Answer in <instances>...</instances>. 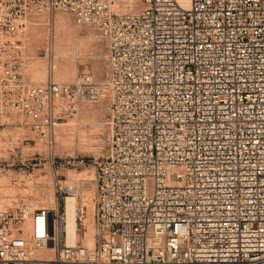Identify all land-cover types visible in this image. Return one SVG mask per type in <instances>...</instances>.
I'll return each mask as SVG.
<instances>
[{"label":"built area","instance_id":"built-area-1","mask_svg":"<svg viewBox=\"0 0 264 264\" xmlns=\"http://www.w3.org/2000/svg\"><path fill=\"white\" fill-rule=\"evenodd\" d=\"M119 3L0 0V128L19 116L50 150L62 118L108 95L92 245L67 241L65 197L78 186L57 179L55 211L0 194V264H264V0ZM43 11L97 30L103 81L87 71L28 80L15 36ZM36 158L0 154V178L23 180ZM82 161L47 163L57 172ZM84 210L77 199L78 231Z\"/></svg>","mask_w":264,"mask_h":264},{"label":"rangeland","instance_id":"rangeland-1","mask_svg":"<svg viewBox=\"0 0 264 264\" xmlns=\"http://www.w3.org/2000/svg\"><path fill=\"white\" fill-rule=\"evenodd\" d=\"M63 16L66 17H64L63 19L62 18ZM57 24L60 25V28L62 26L64 27V28L62 27L61 30L59 28L58 32L61 31V33L63 32L64 35L66 33V36L69 37V38L67 37V39L69 40L71 38L70 39L71 42L73 40L74 41L83 40L85 43L89 45V46L87 45V49L85 48L84 51L85 53L84 52L81 53V51H83L84 49L79 51L78 49L76 48L74 49L73 47L72 50V47L70 45L68 46L70 51L67 52L70 54L69 57L67 56L66 59L68 61L70 60L69 64L71 65H69L68 63L67 64L68 67L72 66V68L69 69L68 77L65 79L57 76L52 70L53 68L50 65L52 64L53 56L49 57V55L51 56V54L55 52L54 50H51V45L52 47L55 46L54 39L56 34H58V32L56 33V30L58 29ZM35 27L36 29H34ZM72 27L76 29L78 32L72 29ZM29 28L34 29L33 31L36 30L35 33L40 31L41 36L38 38H34L35 34H33L34 32ZM86 30L89 31L87 32L91 34L92 37L88 36L87 34H84ZM72 33L74 34L77 33L75 35L76 38ZM70 35H72V37ZM15 37L18 38V43H20L22 50V70L27 76L28 80L31 82H42L48 76H51L54 80L57 81L59 79V82L61 81L70 82L78 73L83 71H87L88 73H90L94 78V80L96 81H103L104 79L106 72L105 47L102 41L99 40L100 38L98 36L97 30L92 25L77 23L74 20L72 14L69 12L43 11L39 13H30L25 18L24 25L18 31ZM37 39H38V43L36 44ZM78 54L80 56H78ZM94 59L99 60L102 65L103 70L100 75H93V73L90 70L91 66L89 65H91V62ZM107 96H108L107 91L103 90L102 101L96 103H80L77 106L78 109L76 108V112L62 118L59 124L56 126L53 146L51 147L50 150L44 143L36 141V138L32 135L30 130L23 126V121H21L19 116H12L10 118V120L14 122V125L8 126L3 129L0 128V154L6 156L9 151L16 150L20 152L21 150L25 154L33 153L34 156L37 157L36 160L39 161V163L34 165L33 171L28 177H23V180H20L15 184H12L10 182L7 175L1 176L0 194L3 198V202L9 203L12 200H14V198L17 197L22 199V201L29 204L31 207H35L39 205L45 208L52 209V207L55 205V201H56V205L58 204L59 207H61L62 204L61 196L65 195V193L58 194L56 192V187L54 183L56 182L57 179H61L62 180L60 181L61 183H63L64 179L67 182L76 183L78 186L76 192L77 199H80L84 205L85 216H87V214L89 215L90 213H91L90 215L92 216V220L89 228L87 227V225L85 226L83 224V228L78 231L79 237L76 239V240H83V242L86 244H88L90 238L93 239L92 232L94 229L93 199L95 192V184H94L95 170L92 160L93 157L95 156L100 157V155L103 153L106 147ZM83 104L86 105L92 104L94 106L99 105L98 107L96 106V108L99 109L101 108L100 116H98L97 118L92 117L93 119L89 118L91 116H88L87 114H83L82 116V114L79 112V108ZM94 119L96 121H94ZM52 156L54 161H58L60 160V158H63L64 156L74 158L75 161L81 158L83 161L78 165H75L74 167L63 168V169H59L57 172H53L50 170L47 163ZM84 177L86 178L92 177V179L90 180L91 183L88 182V179L84 180L83 179ZM87 191L89 192L86 193ZM89 203L91 204L92 208L90 207ZM52 204L54 205L52 206ZM55 209L56 207L53 208L54 211ZM42 250H39L41 253L38 251L39 253L37 252V255H41L42 257H45L44 255L46 254L48 255L49 253L50 256L52 255L51 249L49 250L42 249ZM47 250L49 251V253L47 252ZM44 251H46L45 252L46 254L44 253ZM50 256L48 255V257ZM65 264H74V263H65Z\"/></svg>","mask_w":264,"mask_h":264},{"label":"bare ground","instance_id":"bare-ground-1","mask_svg":"<svg viewBox=\"0 0 264 264\" xmlns=\"http://www.w3.org/2000/svg\"><path fill=\"white\" fill-rule=\"evenodd\" d=\"M132 3H136V4H138V0H120V3H119V5H118V7H117V9L118 10H121V9H123L126 5H128V4H132ZM65 14V13H64ZM32 15V14H31ZM64 17H66V16H63L62 18L64 19ZM38 18V17H37ZM37 18H36V20H37ZM71 18V17H70ZM42 19V18H41ZM44 19V18H43ZM61 20V19H60ZM68 20V19H67ZM56 21V20H55ZM47 22V21H46ZM60 23V22H59ZM67 23V22H66ZM41 25H43V24H41ZM58 25V24H57ZM32 26V25H31ZM62 26V25H61ZM69 26V25H68ZM33 27V26H32ZM44 27H46V26H44ZM54 27V26H53ZM63 27V26H62ZM61 27V28H62ZM66 27V26H65ZM58 29L56 30V33L58 32V30H59V28H60V25H58V27H57ZM61 28H60V30H61ZM64 28V27H63ZM30 29V28H29ZM34 29H36V27L34 28ZM34 29H30V30H34ZM72 29H74L73 27H72ZM88 29V28H87ZM29 30V31H30ZM38 30V29H37ZM66 30V29H65ZM74 30H76V29H74ZM36 31V30H35ZM35 31H33L34 33L33 34H35V37L34 38H38V37H40L41 36V32L39 31V32H36L35 33ZM73 31V30H72ZM77 31V30H76ZM88 30H86V32H87ZM68 32V31H67ZM78 32V31H77ZM84 33V34H87L88 36H91V34H89L88 32L87 33ZM30 33V32H29ZM44 33V32H43ZM92 33V32H91ZM74 36L77 34H74V33H72ZM30 35H32V34H30ZM69 35V34H68ZM71 37H72V35H70ZM67 37L68 36H66V33H65V35L63 34V32L61 33V31L60 32H58V34H56V36H55V46H53L52 47V45H51V50H54L55 52H53V54H51V56L49 55V57H52L53 56V58H52V64H50L51 65V67L53 68L52 70L54 71V73L57 75V76H59L60 78L62 77L63 79H65V78H67L68 77V71H69V69H71L72 68V66L71 67H68V64L70 63L66 58H67V56L69 57V54L70 53H68L70 50H69V45L72 47V50H73V47H74V49L76 48V49H78L79 51H81L82 49H84L83 51H81V53L82 52H84L85 51V48L87 49V43H85L83 40H77V41H70V39L68 40L67 39ZM77 37H78V35H77ZM92 37V36H91ZM33 38V39H34ZM69 38V37H68ZM75 38H76V36H75ZM41 39V38H40ZM72 39H74V38H72ZM53 40V41H54ZM100 40V39H99ZM33 41V40H32ZM92 41V40H91ZM41 42V41H40ZM95 42V41H94ZM31 43V42H30ZM38 43V39L36 40V44ZM42 43V42H41ZM53 43V42H52ZM75 43H77V44H75ZM97 43V42H96ZM35 44V45H36ZM74 44V45H73ZM94 44V43H93ZM50 45V44H49ZM48 45V46H49ZM37 46V45H36ZM89 46V45H88ZM35 47V46H34ZM91 47V46H90ZM99 47V46H98ZM54 48V49H53ZM97 48V47H96ZM96 48H94V49H96ZM101 48V47H100ZM49 49V48H48ZM71 49V48H70ZM98 49V48H97ZM68 51V52H67ZM51 52V51H50ZM50 52H49V54H50ZM90 52V51H89ZM74 53V52H73ZM85 53V52H84ZM94 53H97V52H94ZM77 54V53H76ZM80 54V53H79ZM78 54V56H80ZM90 54V53H89ZM47 55V54H46ZM88 55V54H87ZM85 56V55H84ZM89 56V55H88ZM87 57V56H86ZM85 57V58H86ZM57 58V59H56ZM88 60V59H87ZM68 63V64H67ZM72 63V62H71ZM67 64V65H66ZM69 65H71V64H69ZM89 66H91V68H90V70H91V72L93 73V75H100L101 73H102V65H101V63H100V61L99 60H97V59H94V60H92V62H91V65H89ZM34 67V66H33ZM50 67V66H49ZM52 72V71H51ZM97 78H98V76H97ZM99 80V79H98ZM58 81H59V79H58ZM62 82V81H61ZM92 104H90V105H86V104H83V105H81V107L79 108V112L82 114V116H83V114H87L88 116H91V117H89V118H97L98 116H100V114H101V108L99 109V108H96V106H94V105H92L93 107H95V108H93L92 106H91ZM99 106V105H98ZM97 106V107H98ZM78 109V108H77ZM92 118V119H93ZM94 121H96L95 119H94ZM93 121V122H94ZM97 122H99V121H97ZM81 124V123H80ZM83 144V143H82ZM77 177V176H76ZM84 180L85 179H88V182H90L91 183V179H92V177H88V178H86V177H84L83 178ZM93 183V182H92ZM9 187V186H8ZM10 188V187H9ZM8 188V189H9ZM88 189V188H87ZM10 190V189H9ZM90 191V190H89ZM89 191H87L86 193H88ZM12 192V191H11ZM89 195V194H88ZM54 198V197H53ZM88 198V197H87ZM90 198H91V196H90ZM89 199V198H88ZM76 200H77V198L74 196V195H69V196H66L65 197V204H64V209H65V230H66V236H67V241L68 242H73L74 240H76L79 236H78V230H77V227H78V224L76 223V221H75V217H74V206H75V203H76ZM91 200V199H90ZM54 203V202H53ZM88 204V203H87ZM90 204V203H89ZM54 204H52V206H53ZM39 206V205H38ZM56 207V201H55V205L52 207V210H53V208H55ZM90 207H91V204H90ZM88 208V207H87ZM92 208V207H91ZM56 210V209H55ZM86 211H87V209H86ZM91 214V213H90ZM89 214V215H90ZM88 214H87V216H85V218H84V221H83V224L86 226L87 225V227L89 228V226H90V224H91V220H92V216L90 215L89 216ZM86 223V224H85ZM92 243H93V239H89V242H88V244L87 245H92ZM49 250V249H48ZM47 250V252L49 253V251ZM40 252V251H39ZM38 252V253H39ZM46 251H44V253H45ZM41 253V252H40ZM42 253H43V250H42ZM46 254V253H45ZM49 256H50V253L48 254ZM48 255L46 254V255H44L45 257L47 256L48 257ZM38 256H41V255H38Z\"/></svg>","mask_w":264,"mask_h":264}]
</instances>
